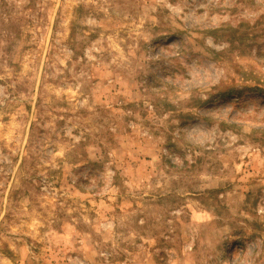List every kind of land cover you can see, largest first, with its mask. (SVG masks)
I'll use <instances>...</instances> for the list:
<instances>
[{"label":"rangeland","instance_id":"obj_1","mask_svg":"<svg viewBox=\"0 0 264 264\" xmlns=\"http://www.w3.org/2000/svg\"><path fill=\"white\" fill-rule=\"evenodd\" d=\"M0 264H264V0H0Z\"/></svg>","mask_w":264,"mask_h":264}]
</instances>
